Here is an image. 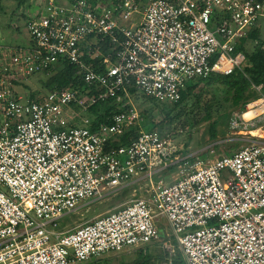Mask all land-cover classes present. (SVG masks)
I'll return each instance as SVG.
<instances>
[{"label": "built area", "instance_id": "built-area-1", "mask_svg": "<svg viewBox=\"0 0 264 264\" xmlns=\"http://www.w3.org/2000/svg\"><path fill=\"white\" fill-rule=\"evenodd\" d=\"M261 20L264 0L39 6L26 20L28 48L0 44V264H90L158 242L167 254L158 264H173L176 250L183 264H264V142L184 155L172 134L141 127L128 91L175 103L189 81L240 70L245 55L237 45ZM61 62L76 66L92 91L79 97L61 88L29 99L18 90ZM253 88L259 96L245 112L255 115H234L232 129L264 116V92ZM123 97L130 109L91 129L86 110ZM135 127L125 145L110 148ZM172 166L177 177L170 184L153 179ZM140 182L143 196L118 210L59 226L80 206L141 189ZM158 217L172 232L163 241Z\"/></svg>", "mask_w": 264, "mask_h": 264}, {"label": "trees", "instance_id": "trees-1", "mask_svg": "<svg viewBox=\"0 0 264 264\" xmlns=\"http://www.w3.org/2000/svg\"><path fill=\"white\" fill-rule=\"evenodd\" d=\"M3 1L13 3L16 9H18L29 0H0V15L3 9L1 4ZM85 1L92 6H97L105 5L108 0ZM119 1L120 0H110V3ZM27 19L28 17L25 18L24 22L25 28ZM259 33L260 27L254 29L246 38L239 41L237 50L243 51L245 55V62L240 70H235L230 75L211 74L206 78H197L189 81L181 91L179 101L175 103H158L155 100L139 95L134 88H129L128 91L132 97L138 94L148 100L151 105L149 109L139 113L143 120L141 124L142 128L144 130H156L172 134L171 130L174 125L179 124L181 129H193L206 122L208 140L210 141L211 148L221 151L222 147L216 142L219 132L218 128L220 126L228 127V123L232 118V110H238L241 114L245 111V105L248 102L258 98L259 93L256 92L253 87H260L261 92H264V40L260 39ZM100 50L104 55L109 53L107 47L102 46ZM85 58L87 61L91 60L90 56H85ZM76 70V66L73 64L61 62L57 67L51 68L49 72L44 73L45 75L49 73V76L46 78L44 84H42L43 88H45L46 92L67 88L76 91L79 97L88 91H92L90 85L76 74ZM24 86L25 84L23 83L22 87ZM214 92H217V94ZM206 93H212L217 96L222 94L223 103H228L231 111L220 113V109L222 110L223 106L217 104V102L210 101L203 103L202 98ZM36 94L37 92H30L28 98H34ZM129 109L130 106L126 103L124 97L121 102H116L113 98L96 101V103L86 110L84 115L91 119V129H95L101 124H109L113 115ZM154 109L159 110V114L161 115L159 121H156L151 115ZM137 131L138 127L128 130L123 136L111 143L110 148L125 145L129 138H132ZM59 226L61 227L62 224H59ZM161 240H163V233H161ZM149 250L148 246L138 249L137 258L128 264H158L166 260L167 254L164 252L162 253L159 251V253H152L149 252ZM99 259L93 260L92 264H100ZM173 259V264H183L179 252H176ZM102 264L108 263L104 262Z\"/></svg>", "mask_w": 264, "mask_h": 264}, {"label": "rangeland", "instance_id": "rangeland-1", "mask_svg": "<svg viewBox=\"0 0 264 264\" xmlns=\"http://www.w3.org/2000/svg\"><path fill=\"white\" fill-rule=\"evenodd\" d=\"M45 1L46 0H29L25 5L18 9H16L13 3L3 1L1 3L3 9L0 15V44L6 47L19 46L22 48H28L30 42L25 28V18L34 13L37 8L41 6ZM260 24L259 36L261 40H264V20H261ZM48 76L49 74H36L23 82L25 84L24 87H22V84H20L18 90L22 93H25L27 91V93L38 92L39 94H44L46 93V90L45 88H43L42 84H44ZM214 93L217 94V92ZM222 96V94L217 96L213 95L212 93H206L202 98V102H217V104L223 106L222 110L220 109V113L230 112L231 108L228 103H223ZM130 103L138 113H141L142 111L147 110L151 107L150 102H148V100L144 99L138 94L134 95V97H131ZM236 114H240V112L238 110L231 111L232 117ZM151 115L156 121H159L161 119L159 110H152ZM142 122L143 120L141 119V124ZM230 122L231 120L228 123V127L220 126L218 128L219 132L216 142L220 147H222L221 151H223L219 152L229 153V151L233 147L238 148L239 146H246L249 144L248 140L264 142V116L259 118L257 122H255L252 126H240L237 129H232L230 127ZM239 130H243L244 133L238 132ZM171 131L175 143L178 146H181V152L183 154H192L197 151L204 150L211 145L210 141L208 140L206 122L194 127L193 129H181L179 124L174 125ZM249 131H254V134H249ZM219 152H216V154H220ZM201 156H203V154H201ZM176 177V167L172 166L166 172H162L156 175L153 179L160 180L163 184L167 185L170 184ZM144 184L145 183L143 182L139 183L141 189H137L138 187L136 186L129 187V189H124L118 192L116 195L111 196L107 199L105 198L103 200H97L89 204L80 206L79 208H77V210L69 215L64 216L59 221V224L64 223L62 230H66L81 223L91 221L98 216L118 210L132 198L143 196V190L145 188L143 187ZM155 225L158 226V228L161 229L162 232H165H163V234H168L170 236L172 235V232L164 219L160 217L156 218ZM156 244L157 245L154 244V246H148L150 249L149 252H162V249H160L161 243L158 242ZM176 252H178V250H176ZM137 253L138 249H125L119 253L106 254L99 260L100 264L104 262L108 264H128L132 260L137 258ZM181 258L182 256H180V259ZM93 260L94 259L91 260L90 264H92Z\"/></svg>", "mask_w": 264, "mask_h": 264}, {"label": "bare ground", "instance_id": "bare-ground-1", "mask_svg": "<svg viewBox=\"0 0 264 264\" xmlns=\"http://www.w3.org/2000/svg\"><path fill=\"white\" fill-rule=\"evenodd\" d=\"M253 115H255V112H244V117L246 119L250 118ZM252 134H254V131H252Z\"/></svg>", "mask_w": 264, "mask_h": 264}, {"label": "clouds", "instance_id": "clouds-1", "mask_svg": "<svg viewBox=\"0 0 264 264\" xmlns=\"http://www.w3.org/2000/svg\"><path fill=\"white\" fill-rule=\"evenodd\" d=\"M244 112H245V111H244ZM244 112H242V113H244ZM242 113H241V114H242Z\"/></svg>", "mask_w": 264, "mask_h": 264}, {"label": "crops", "instance_id": "crops-1", "mask_svg": "<svg viewBox=\"0 0 264 264\" xmlns=\"http://www.w3.org/2000/svg\"><path fill=\"white\" fill-rule=\"evenodd\" d=\"M252 133V132H251ZM163 237H164V235H163Z\"/></svg>", "mask_w": 264, "mask_h": 264}]
</instances>
